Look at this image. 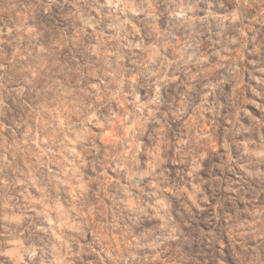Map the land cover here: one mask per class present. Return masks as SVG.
Listing matches in <instances>:
<instances>
[{"label":"clouds","instance_id":"obj_1","mask_svg":"<svg viewBox=\"0 0 264 264\" xmlns=\"http://www.w3.org/2000/svg\"><path fill=\"white\" fill-rule=\"evenodd\" d=\"M0 264H264V0H0Z\"/></svg>","mask_w":264,"mask_h":264}]
</instances>
